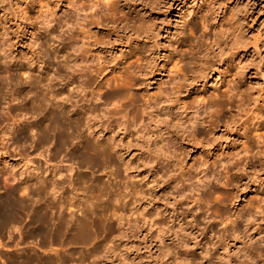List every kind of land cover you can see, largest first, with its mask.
<instances>
[{"label":"rangeland","instance_id":"374dc122","mask_svg":"<svg viewBox=\"0 0 264 264\" xmlns=\"http://www.w3.org/2000/svg\"><path fill=\"white\" fill-rule=\"evenodd\" d=\"M171 3L172 10L167 8ZM208 6L217 12V19L210 18L213 22L206 30L200 23L190 28L187 21H197V15L207 13ZM120 7L130 12L127 23L132 26L119 33L127 34L130 40L104 47L106 49L102 50V56L108 61L105 73L92 78L89 84L83 76L80 80L77 77L73 79L70 70H67L71 57H67L66 61L65 56L67 52L72 56L71 46L63 45L67 51L63 57L62 52L59 54L56 51L68 40L67 33L63 34L67 26L63 25L61 34L55 19L47 26L42 24L44 21L40 18V13L47 11L51 16L67 14V0L0 2V77L6 76L0 78V264H219L218 252L224 257L222 264H264V231L259 235L253 232V242L243 237V230L248 227L245 217L260 219V213H248L249 197L255 190L261 193L263 189L259 179L256 188L250 184L253 174L246 164L247 160L227 171L220 165L214 167L213 174L204 179V184L199 183L197 177L194 178L213 160L218 161L220 157L226 160V156L232 152H242L243 145H246L241 136L242 130L236 133L232 126L225 127L221 121L223 124L209 130L211 138L205 134L214 141L209 147L202 140H178L175 155L181 159L180 166L161 169L151 160L161 154L153 149L152 135L163 128V113L158 114L157 128L146 117L141 118L142 123L139 124L140 120L134 119V111H128L122 104L132 95L146 98L168 86L171 74L164 61L172 54L164 52L162 48L169 43L167 35H172L182 24L180 14L190 13L183 19L186 23L183 33L175 38L170 37L173 45L183 39L187 44L184 46L205 47L213 40L214 31L218 30L215 23L220 22L218 19L222 18L223 12L237 8L240 10L241 29L250 47L245 56L253 57L252 66L237 82L235 75L230 77L232 72L224 73V64L217 63V68L206 71L203 79L193 81L194 86L189 89L192 95L183 90L179 98L181 102L188 103L194 95L201 99L200 106L209 101L214 108L216 103L220 104L218 93L221 91L222 95L223 91H227L224 97H220L224 105L223 120L229 117L233 120L245 119L250 108L259 104V100L256 103L249 100L253 102L249 103L248 99L251 98L247 94L251 93V89V97L264 92V0H125L120 2ZM156 7L165 16L164 23L159 27L160 36L143 41L138 37L139 42L135 43L133 37L136 33L129 31L137 24L133 11L142 9L149 14V8H153L156 13ZM129 9L133 10L132 13ZM109 24L116 26L108 22L107 27L100 25L93 29L99 32L104 29L105 32L111 29ZM121 24L123 22L118 26ZM59 39H62V43ZM154 40L161 43L159 49L157 44L152 46ZM252 43L258 46L257 50L253 51ZM142 45L146 47L142 53V63L149 59L155 62L156 67L152 72H144L143 78L140 76L143 81L128 89L126 99L111 96L109 91L113 89L114 82L125 75V67L129 63L135 66L139 60L135 54L129 56L128 52L134 46ZM149 46L152 47L151 51L147 49ZM64 63L66 66L62 67ZM59 64L60 71L57 69ZM227 79L230 81L229 92ZM65 84L68 86L65 87ZM62 85L65 92L68 88L70 90L71 85V91H74L71 93L72 108H68L70 111H67V115L70 113L75 117L82 112L80 109L95 106L99 110L96 111V119L99 117V121L110 124L109 127L100 135L89 134L83 125L78 130L70 124H66L64 130L56 129L60 108L57 107L55 101L58 99L54 93ZM76 86L78 93L74 89ZM233 92L237 95L232 100L234 104L224 101ZM114 107L118 108L117 113H107ZM185 114L183 111L182 115ZM120 121H125V124L122 122L125 126L118 127ZM64 131H68L67 134ZM200 136L197 134L196 137L200 139ZM158 138L156 140L160 143ZM88 142L100 147L95 146V149ZM105 144L111 145V149L103 150ZM44 168L49 172L43 174ZM55 169L59 172L56 173ZM45 175L48 183L52 181L49 186L53 190L47 188L44 193L40 190V181ZM211 176L217 180H212ZM54 181L59 182L55 183V188L52 186ZM189 184L195 185L191 187ZM176 198L182 203H175ZM260 223L264 228V221ZM231 229L238 231V236L235 233L236 239L229 236ZM223 239L230 242L227 250L215 246ZM205 249L213 251L210 256L203 254Z\"/></svg>","mask_w":264,"mask_h":264},{"label":"bare ground","instance_id":"6f19581e","mask_svg":"<svg viewBox=\"0 0 264 264\" xmlns=\"http://www.w3.org/2000/svg\"><path fill=\"white\" fill-rule=\"evenodd\" d=\"M1 1H3V0H0V2ZM121 1H125V0H67L68 6H69V11L65 15L59 14L58 16H55V15L51 16V13L48 14L49 11H47L48 13H45V14L40 13L41 14L40 18L42 19V21H44V22H42V21H40V22H42V24H44V25H47V24L49 25L50 21L55 19L57 27H59V29H60L59 32H61V34H62V28L64 27L63 25L67 26L65 31H63V34L65 32L67 33L66 37L68 40H67V42L62 43L63 38L61 40L59 39V41H61V43H62V46L60 49H58L56 51H58V53L62 52L61 56L63 57V55H65V52H67V51H65L66 49L63 47V45L65 44V46L66 45L71 46L69 48L71 50L72 56L69 55L70 53L68 54V52H67V55L65 56L66 61L68 59L67 57H69V56L71 57V58L69 57L70 63L68 62L69 64L67 63L68 64L67 66L64 63L65 65L62 67L66 66L69 68V69L67 68V70H70V73H71V76H73V79H75L77 77V79L80 80V77L83 76V77H85V80H86L85 82H88V83L92 82V78H94V77L96 78V76L102 75L103 72L105 73V67H106V63L108 61L106 62V60L104 59L105 57L102 56V50L104 49V47L107 46L108 44H111L110 47H113L114 45H116V44H114L115 42H122L123 40H127V39L130 40V38H127V34L125 35L124 32H123L124 34L119 33L120 30L124 31V29L127 30V28L132 26V25L128 26L129 23H127V21L129 20L128 14L130 12L128 13L120 7ZM141 2H142V0H141ZM129 6H131V5H129ZM144 6H146V5H144ZM172 6H173V4L171 3V5L169 4L167 8L172 10ZM149 9H150L152 14L151 13L148 14V13H146V11H144L142 9H140L138 11L132 10L133 12H135L134 14L136 16L135 19L137 21V24L136 25L134 24L135 26H133L131 28V30H129V31L133 30L132 32L136 33V35H135L136 38L133 37L134 38L133 41L135 43L139 42L138 37H140V41H143L144 39L150 40L153 37L157 38V36L159 34V30H160L159 27L165 21V16L163 14L164 12H162L161 9L156 7V9H154V10H156V13L153 12V8H149ZM129 11H131V10L129 9ZM132 11H131V13H132ZM239 11L240 10H238L237 8L236 9L231 8L230 10L223 12L222 18L218 19V21H220L219 23H215V21H214L215 24H218V25H216V27H218V30L214 31L213 40L210 41V43L206 44L205 47L201 46V45L200 46L198 45L197 47H195V46L191 47L192 45L190 47L184 46L185 41L183 39H181L179 42L174 43V45L176 44L175 46L173 45V43L170 40V37L175 38L176 35L183 33L184 26L186 24L184 22V20L186 19V17H188L190 15V13H188V12H186V14H180L182 24L179 26L178 29L176 28L177 29V30H175L176 32L172 33V35H170V36L167 35L169 43L167 45H164L162 48V50H164V52H169L172 54L171 56H169V58L167 57L168 59L166 61H164L165 66L168 69L169 74H171L169 77L168 83H167L168 86L162 88L160 91L158 90L156 93H154L151 96L146 97V98L141 96V95L135 94L134 96L133 95L130 97L127 96L128 98L126 99V94H127L128 89H130L132 85H134L136 83H141L143 81L142 79H140V76H141V78H143V76H145L144 72H146V71L152 72V69H154V67H156V65L154 64L155 62L152 63L151 62L152 60H149V59L145 60L144 63H142L143 62V60H141L142 59V53L145 52V48H146L142 45L143 47L134 46L132 49H130V51L128 49L129 56L131 54H135L137 57H139L140 62L137 59L138 61H137V64L135 63L136 64L135 66L133 64H131L133 66H130V63H129V65L126 66L125 67L126 69L124 70L125 71V73H124L125 77L123 76L124 77L123 78L121 76L122 79H120V81L118 80V82L117 81L114 82L115 84H113V87H112L113 89H111V91H109V92H110L111 96H123L126 99L125 101H123L122 104L128 108V111H132V112L134 111V115L136 116V118H134V119H139L140 120V121H138L139 124L142 123V119L144 117H146L148 119V122L150 121V123H152V124L154 123V126L157 127V122H159L158 118H157L158 114L160 112L163 113V115L165 117V119H164L165 124H164L163 128L158 129L156 135H152V137H153L152 138V145L154 147L153 149H156L161 154L155 155L151 160V163L152 162L155 163L158 166V168H161V169L162 168H168V167H175L181 163V159L179 157H176V155H175V150H176L175 148H176V143L178 142V140L179 141L184 140V139L190 140V138L192 139V141L193 140L194 141L202 140L201 142H205V146L209 147L210 145L214 144V141H211L212 139H210L211 136H209L208 132H210L209 130L212 128L215 129L216 126H218L220 123H222L221 121L224 122L225 127L226 126H228V127L232 126L231 128H233L236 131V133H239V131L242 130L241 136L244 137L245 142H246V145L245 146L243 145L242 152L237 151L236 153L232 152L231 154H229L227 156L224 155V156H226V160H224L223 157H220V159H218V161H216L217 159L213 160L209 165H207V167L205 169H201L198 173H196L194 175V178L197 177L196 179H198L199 183L200 182L203 183L204 179L208 178L209 175H211V173L213 174L212 169L214 167H216V166L218 167L220 165L223 167V169H225V171H227L228 169L235 168V167H237V165H240L243 162V160H247L246 164L251 169L250 173L253 174V176L251 177V179L249 181L250 184L256 188L258 179L263 184L262 185L263 189L261 188L262 192L258 193L255 190V192H253L251 194V196L249 197V203H247V205L249 206V209L247 208L249 210V211L247 210L248 213H256V214L260 213V219L259 220H257V218H253V217L251 219V216L250 217L248 216L249 218L245 217V220L248 221V224L246 225L248 227H245V230H243V232H244L243 237L248 238L249 241L251 242L253 240V237H254L253 232H255L256 234L259 235L264 231V228L262 227V225L260 223V222L264 221V131H261L262 129H264V92L261 93L259 96L251 97V94H253V91H252L253 89H251L249 87L251 89V91H250L251 93H248L247 97L249 96L251 99H248V102H249V100H252L254 103H256V101L259 100V104L254 105L253 108H250V112L247 114L245 119L241 120L242 118H239L237 120H235V119L233 120V118L229 117L230 119H232L231 121L229 120V118L226 120H223V118H222L223 117L222 113L224 111L223 110L224 105L221 104L220 97L221 96L224 97L223 95H226L227 91H226V93H224L225 91H223L221 93L222 95H220L221 91L218 93V97H219L218 100L220 101V104L216 103L214 108H212V106H211L212 103L210 105L209 101H207V103L205 105L200 106L201 99L197 98V96H194V95H193V97H191V99L188 103H185L183 101L181 102V100L179 98L180 97L179 94L183 90H187L188 95H190L192 93V92H190V90L194 86L193 81L198 82L201 79H203L206 76V71H211L213 68H217V65H216L217 63L224 64L226 66L224 73L227 74L229 72H232L230 77L235 75L234 79L237 82H240L239 80H241L242 75H244L246 73V69H248L250 66H252L251 62L253 61V57L251 58V57L245 56V55H247L246 53H248L250 47L248 45L249 42L246 39L244 31L241 29V22H240L239 17H238ZM206 12L207 13H205V14L202 13V14L197 15V19H198L197 21H192V22L187 21L188 26H190V28L193 29L194 27H196L200 23V25H202V28H204L206 30V28L208 26L212 25L213 21H210V20H212L210 18L213 17L215 20L217 19V12L213 9L212 6L206 7ZM192 14H194V13H192ZM215 16H216V18H215ZM62 21L64 22V24L62 23ZM108 22L115 23L116 26L114 27V25L109 24V26H111V29L109 28L107 31L105 30V32H103L104 31V29H103V31H102L103 33L99 32L98 30L94 31L93 28L100 26V25L107 27ZM122 22H123V24L118 26ZM166 26L169 27L168 25H166ZM116 27H118L117 30L115 29ZM212 27H214V26H212ZM155 30H157V31H155ZM152 42H153V40H152ZM255 42H256V40H255ZM257 42H258V40H257ZM155 45L157 46V49H159L158 47H160L161 43L157 42V40H154V43L152 46L155 47ZM185 45H187V44H185ZM251 45H253L252 46L253 51L257 50V48H256V47H258L257 45H254L253 43ZM147 49L149 51H151L152 47L149 46V48H147ZM108 50H110V49H108ZM259 52L260 51L257 52L258 55H259ZM241 53L243 55H241ZM124 56H126V55L124 54ZM163 56L165 57V55H163ZM259 58H260V56H259ZM57 67H59L57 69H59L58 71H60V64ZM166 68H165V71H166ZM112 71H113V68L110 69V72H112ZM197 71L198 72L201 71V73L197 74ZM4 72H5V70H4ZM65 72H67V71H65ZM2 77H0V78H2ZM4 77H6V76H4ZM79 80H78V82H81ZM140 80H142V81H140ZM226 83H227L228 92H229L230 81H228V79H227ZM66 86H68V85L65 84V87ZM71 86H70V90L68 88L67 92L64 91L65 87L63 85L60 87H57L56 92L54 93V94H56V97L58 99L55 102H57L58 109L60 108L58 111V114H57L58 115L57 116L58 117L57 128L56 127H54V128L63 129V127L66 124H70V125H73L74 127L76 126V128H77L76 130H78V128L82 127V125H83V127L89 131V134L92 135V133H96V134L98 133V135H100V133L103 132V130L107 129L110 124H108V123L103 124L101 122V120L99 121V119H98L99 117L97 118L98 120L96 119V117L98 116V113H96L97 109L94 108L95 106H92L93 108L91 107L89 109H84V110H83V108L80 109V110H82V112L79 111L80 113L78 115H76L75 117H73V114H70V113H69V115H67V111L69 110L68 108L71 106V103L73 102V100L71 99V93L73 94L74 91L73 92L71 91V88H73ZM79 86H80V84H79ZM82 86H83V84H82ZM251 87H252V85H251ZM50 89H51V87H50ZM74 89L76 91L79 88L77 89V86H76V87H74ZM74 89H72V90H74ZM109 89H110V87H109ZM248 92H249V90H248ZM132 94H133V92H132ZM234 95H236V94H234V92H233V94L228 95L226 97V99L224 98L225 99L224 101L227 100V102H231V104H234V101L232 103V100L235 99ZM92 99L93 98H91V100ZM71 100H72V102H71ZM237 100H239V99H237ZM241 100L242 99H240V103H239L240 106L242 105ZM253 102L250 101L249 103H253ZM167 103H169V104H167ZM223 103L226 104V102H223ZM54 104L55 103H53V106H54ZM228 104H230V103H228ZM239 104L238 105L236 104V105L239 106ZM100 105L101 104H99V106ZM258 106H260V107L257 108ZM55 107H56V105H55ZM210 107L212 109L208 110V109H210ZM250 107H251V104H250ZM70 108H72V106ZM174 109L176 110L175 112H174ZM188 109H191V111L187 112L186 110H188ZM183 111L186 112L185 115H182ZM117 112H118V108L114 107V108L110 109L109 112H107V113L113 115L114 113H117ZM202 114H204V115H202ZM173 115H175V116L172 117ZM100 117H102V115ZM104 117H106V116H104ZM107 117H108L107 119H110L109 116H107ZM110 117H112V116H110ZM168 117L170 118L169 120H168ZM109 122H110V120H109ZM122 122L121 121L118 122L120 124V126H118V127H122L121 126V125H123ZM123 126H125V125H123ZM124 128L126 129V127H124ZM73 130H75V129H73ZM257 131H260V132H257ZM64 132H66V131H64ZM67 132H66V134H67ZM75 133H77V132H75ZM66 134L64 133V135H66ZM197 134L198 135L200 134L202 137L200 136L201 138L198 139L196 137ZM205 134H208V136L210 138L205 137ZM72 135H74V134L72 133ZM157 137H159L158 139H160V141H159L160 143L157 142V140H156ZM207 138H209V139H207ZM212 138H213V136H212ZM213 140H216V139H213ZM195 143H193V144H195ZM88 144H90V146L93 144V147H95V146L100 147V145L97 143H95L97 145H94V143L91 144L90 142H88ZM215 144H217V143H215ZM83 146H85V145H83ZM110 146L108 144H105V148L103 147L104 149L103 148L102 149L105 151L106 150L108 151L109 149H111ZM96 148L97 147H95V149ZM103 150H101V151H103ZM98 152L96 151V153H98ZM168 152L172 153L173 155L172 156H169V154L166 155V153H168ZM99 153H101V152H99ZM155 154H157V153H155ZM45 171L49 172V170H46V168H44L42 173L45 174L46 173ZM56 171H58V170L55 169V172ZM156 176H157V174H156ZM54 178H55V180H57L56 179L57 177H54ZM211 178H212V180H215V179L217 180V178L215 176H211ZM41 180H42V182L40 181V183L42 186H40L41 187L40 190L42 189L41 190L42 192L45 193L47 191V188L52 189L49 186V184L52 181L50 183H48L46 175L43 178L41 177ZM58 181L57 182L54 181L52 186L54 187L55 183L59 184ZM62 184H63V182H62ZM168 184H169V182L167 183V185ZM194 185L189 184V186H191V187ZM162 190H164V189H162ZM180 190H182V189H180ZM43 196H44V194H43ZM162 197H163V195H162ZM179 198H180V196H179ZM174 200H175V203L177 202V204L182 203L181 202L182 200H180V199L176 198ZM3 210H5V209H3ZM165 210H166V207H165ZM4 214H6V213H4ZM43 217H46V216H43ZM256 224L258 225V227L255 228L254 226ZM47 228H48V226H47ZM70 228H71V226H70ZM235 233L237 235L238 231H236L235 229H231L229 236L235 237L236 236ZM240 238H242V237H240ZM235 239H236V237H235ZM235 239H233V240H235ZM260 239L262 240V237ZM229 243H230L229 240L223 239V240H220L217 244L216 243H213V244H216L215 245L216 248L222 246L225 250H227L229 248ZM207 249H205V252L203 254L204 255L208 254L210 256L211 253L215 250V247L213 248L212 252H209L208 251L209 249L208 250ZM216 254L218 255L217 259H219V264H222L224 261L223 260L224 257L222 255V253L219 254V252H218ZM227 256H225V257H227ZM228 263L230 264V262H228Z\"/></svg>","mask_w":264,"mask_h":264}]
</instances>
